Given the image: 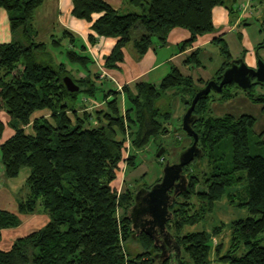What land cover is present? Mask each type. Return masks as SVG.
<instances>
[{
	"label": "trees",
	"instance_id": "trees-1",
	"mask_svg": "<svg viewBox=\"0 0 264 264\" xmlns=\"http://www.w3.org/2000/svg\"><path fill=\"white\" fill-rule=\"evenodd\" d=\"M44 2L0 0V9L9 13L12 32L19 40L0 44V111L8 113L11 124H18H13L14 135L0 146L3 180L17 178L25 168L30 170L26 181L29 194L19 203L18 214L0 209V240L2 230L21 225L20 215L35 214L39 202L49 217L45 227L18 238L10 250H0V264H153L158 248L147 234L136 235L129 218L137 192L147 187L129 189L123 194L113 187L116 172L124 162L125 141L127 135L131 136L134 153L127 166L135 169L137 153L152 139L168 132L173 98L180 96L187 110L197 90L207 83L195 81L173 67L159 86L147 82L136 84L135 90L125 86L128 106L123 114L120 93L115 89L106 91L105 83L98 82L100 76L97 79V74L90 71L94 61L86 53V45L77 48L75 37L68 31L71 47H64V37L52 40L53 49H62L66 58V62H61L49 44L32 40L30 22ZM129 3L142 13L120 14L104 0H73L72 13L78 19L91 22L93 14H102L92 25L95 35L89 36L90 44L95 45L97 37L119 39L105 61L107 70L120 69L128 45L134 44L137 58L141 59L152 47L153 39L165 45L171 31L178 28L190 33L189 39L178 46L183 52L199 37L215 31L216 7H225L231 14L236 8L234 0ZM216 43L225 57L213 79L220 82L233 57L223 40ZM262 48L264 42L257 46L259 58ZM185 63L200 66L198 52ZM66 76L80 87L79 92L67 90ZM254 86L264 88L253 84L246 94L252 101L264 103V96L251 92ZM229 87L235 86H225L221 94L211 92L197 103L193 129L199 135L202 157L207 155L213 161L217 145L232 136L233 167L229 171L215 168L202 182L197 175L186 173L190 165L186 166L187 187L170 207L173 219L168 222V229L192 264H264V157L250 153L249 131L255 118L215 115V99L210 96L217 95L219 101L228 99L232 96L227 93ZM87 100L94 101L93 112L87 110ZM45 111L49 116L35 118L36 113ZM28 127L31 132L26 130ZM3 129L0 123V136ZM243 183L244 189L229 192ZM201 184L205 189L198 191ZM224 198L249 210L252 216L232 222L228 241L220 239L213 250V237H220L226 225L220 224L211 232L190 229L212 214L216 203ZM119 209L124 210L121 222L117 218ZM128 241L139 242L143 251L130 252L123 245ZM241 249L246 252L237 255Z\"/></svg>",
	"mask_w": 264,
	"mask_h": 264
},
{
	"label": "crops",
	"instance_id": "crops-1",
	"mask_svg": "<svg viewBox=\"0 0 264 264\" xmlns=\"http://www.w3.org/2000/svg\"><path fill=\"white\" fill-rule=\"evenodd\" d=\"M104 1L123 15L136 13L140 10L132 6L129 0ZM234 2L236 8L233 14L225 7H216L213 11L215 31L212 34L199 37L197 42L185 51L181 52L178 46L181 42L189 39L190 33L185 29H174L169 34L165 45H161L157 39H153L152 47L141 59L137 58L134 44L128 45L124 50L125 61L120 65L119 70L113 71L105 69L104 64L119 39L97 37V43L95 45L90 44L89 36L95 35L92 31V25L102 14H93L91 22L78 19L72 13L73 0H45L33 13L30 22V34L33 36L32 40L49 44L51 47L50 51L61 62H66L65 56L61 51L62 49H53L52 40L64 37L63 45L67 44L68 47H71L69 36L66 35L68 31L75 37L77 48L80 49L81 44L86 45V53L92 58L93 55L98 58L96 61L93 59L94 64L90 66V71L92 74H97L95 78L98 79L100 76L98 82L111 83L114 86L113 89L120 93V106L122 113L125 114L128 106L124 93L125 86L130 87L132 90H135V85L141 82L159 86L173 67H177L182 74L192 77L195 81L201 79L207 83L213 80L225 63V57L221 53L220 45L216 43L218 40H223L228 48H231L229 51L233 60L243 58L249 67L256 68L257 46L264 42V0H234ZM13 41L19 40L12 32L9 13L4 9H0V44H9ZM196 51L198 52L200 66L187 65L185 63L186 59ZM258 52L264 60V48ZM86 102L89 104L87 110L93 112L94 101L87 100ZM98 107H102V104H99ZM172 110L173 117L170 123L173 120L183 118L186 110L180 96L173 98ZM36 114L37 118L49 116L48 111ZM93 123L97 124V121L93 119ZM26 130L29 131L28 128ZM179 138L181 139V137ZM5 186L4 184L0 188V192L3 191ZM0 202V209L18 214L17 202L13 204L5 199H1ZM2 204L7 207H3ZM27 216L30 215H20L21 225L19 227L2 230V239L0 240L2 247L0 250L8 251L18 238L38 231H34L32 226L33 221L36 226H39V222H36L39 218L35 217L23 223V218ZM24 227H30V229L26 228L28 229L26 235L19 231ZM228 229V227H225L227 234H229ZM5 235H7V242H4ZM223 237L224 234L220 235V237H213V250H215L218 239H223ZM214 263L217 264L216 261Z\"/></svg>",
	"mask_w": 264,
	"mask_h": 264
},
{
	"label": "rangeland",
	"instance_id": "rangeland-1",
	"mask_svg": "<svg viewBox=\"0 0 264 264\" xmlns=\"http://www.w3.org/2000/svg\"><path fill=\"white\" fill-rule=\"evenodd\" d=\"M138 13H142L140 9ZM67 44H64L66 47ZM231 48H229L230 50ZM66 60V58H65ZM74 68V67H73ZM114 86L111 83L105 84V90L113 89ZM254 96H264V88L261 86H254V89L251 91ZM227 93L231 94L230 98H226L225 100L219 101L217 99V95L211 94V99L215 102L212 105L215 115L223 116L226 114H231L235 117H240L243 115L252 116L255 118V125L249 131V147L250 153L253 156H261L264 157V103H257L250 99L249 95L246 92L241 91L236 87H229L227 89ZM185 115V112H184ZM37 114H35L36 118ZM183 118L179 120H173L169 124L168 132L163 135L152 139L149 144L143 149L140 150L137 158V165L135 169H130L127 166V161L131 154L134 153L132 147V138L128 137L125 141L126 150L124 152V162L120 165L121 167L117 170V179L113 182V187L117 190L118 194H123L127 192L129 189H136L141 186L151 187L156 184L160 178H162L163 170L165 166L168 164L178 163L184 148H188L191 144V137L186 134L183 129L182 124ZM10 116L5 111H0V123L4 125L3 132L0 136V146L6 140L11 138L14 135V127L13 124L18 125L16 122L13 124L10 123ZM29 132L31 128L28 127ZM181 137V139L179 138ZM55 145V144H54ZM165 149L161 158H157V153L160 149ZM136 153V152H135ZM216 161L211 160L207 155L203 156L197 162H193L188 167L186 173L197 175L201 181L203 182L206 176H210L214 173L215 168L222 169L223 171H229L233 167V140L232 136H229L222 140L216 147L215 151ZM2 158L0 151V188L5 184L3 191L0 192V200L5 199L13 204L16 202L17 205V213L19 203L26 199L29 194V188L27 187V175L30 173L28 168H25L21 171L20 175L9 180H3V169H2ZM186 176H189V175ZM245 175V173H243ZM146 176V177H145ZM244 183L238 187L234 188L231 191H240L244 189ZM205 189L204 184L197 187L198 191H203ZM239 201V199H238ZM1 203V202H0ZM1 205V204H0ZM3 207H7L2 204ZM9 209V208H8ZM13 213V212H12ZM124 214L123 209H119L117 213L118 222H121V218ZM252 214L249 210L241 207H237L229 203L227 198H224L223 201L218 202L215 206V209L212 214H209L205 220L198 223L194 227L190 229L192 232L199 231H208L210 232L214 227L225 224L226 227L229 228V224L236 220L246 219L251 217ZM39 218V226L35 225L33 221L32 229L34 231L42 229L46 226L49 221V217L45 214L44 209L39 202L37 206V210L34 215H30L23 218V223L29 221L33 218ZM35 226V227H34ZM30 227H24L19 230L23 235L28 233V229ZM225 230L223 231L224 237L223 242H227L229 239V234H225ZM7 235H5V241L7 242ZM262 245H264V234L262 235ZM220 242L218 239L217 243ZM124 246H127L128 250L134 254L138 252H142L143 248L139 242H123ZM0 244V249H1ZM246 251L241 249L239 254L242 255ZM185 259H188V256L183 254Z\"/></svg>",
	"mask_w": 264,
	"mask_h": 264
},
{
	"label": "water",
	"instance_id": "water-1",
	"mask_svg": "<svg viewBox=\"0 0 264 264\" xmlns=\"http://www.w3.org/2000/svg\"><path fill=\"white\" fill-rule=\"evenodd\" d=\"M256 58V68L249 67L243 58L232 60L230 66L223 72L220 82L210 80L197 90L182 121L183 129L193 139V143L184 149L178 163L165 166L160 182L137 192L135 204L129 211V218L132 230L137 236L147 234L154 241L155 246L162 250L161 254L153 257V262L160 259L161 264L167 260L169 264H192L189 260L183 259L182 248L167 228V223L173 219L171 205L188 184L184 168L203 155L202 149L198 146L199 135L193 129L197 120L194 111L202 98L207 97L211 92L221 94L225 86L233 84L246 92L253 84L264 85V60L258 55ZM64 84L71 93L80 91V87L69 76L64 77ZM164 151L165 149H160L157 158H161Z\"/></svg>",
	"mask_w": 264,
	"mask_h": 264
},
{
	"label": "flooded vegetation",
	"instance_id": "flooded-vegetation-1",
	"mask_svg": "<svg viewBox=\"0 0 264 264\" xmlns=\"http://www.w3.org/2000/svg\"><path fill=\"white\" fill-rule=\"evenodd\" d=\"M167 225H168V223H167ZM167 228H168V226H167ZM157 248H158V250H157V252H156L155 254H156V255H159V254H161L162 250L160 249V247H157ZM183 259H184V258H183ZM159 260H160V259H157L155 262H153V264H161ZM162 264H169V261L167 260V261H165V262L162 263Z\"/></svg>",
	"mask_w": 264,
	"mask_h": 264
},
{
	"label": "built area",
	"instance_id": "built-area-1",
	"mask_svg": "<svg viewBox=\"0 0 264 264\" xmlns=\"http://www.w3.org/2000/svg\"><path fill=\"white\" fill-rule=\"evenodd\" d=\"M93 59H95V61L98 59L96 55H93ZM122 89V88H120Z\"/></svg>",
	"mask_w": 264,
	"mask_h": 264
}]
</instances>
